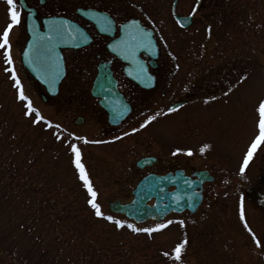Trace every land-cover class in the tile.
Masks as SVG:
<instances>
[{
  "label": "rangeland",
  "instance_id": "obj_1",
  "mask_svg": "<svg viewBox=\"0 0 264 264\" xmlns=\"http://www.w3.org/2000/svg\"><path fill=\"white\" fill-rule=\"evenodd\" d=\"M173 1L137 0L158 19L176 61L171 88L157 97L163 107L136 108L117 128L106 125L87 94L84 104L79 97L72 103L65 95L47 104L23 81L25 95L44 118L31 123L35 114L24 115L27 101L18 99L0 50V264H177L170 258L172 249L185 237L189 244L183 264H264V143L245 174L239 172L242 156L258 133L253 108L264 96V0H226L237 8L222 16L212 10L219 0H204V11L187 30L171 16ZM197 1L178 0L177 14H193ZM8 22L7 4L0 0V34ZM17 36L18 31L15 43ZM192 79L203 83L197 97L162 115L167 106L185 98ZM143 110L147 114L140 115ZM75 111L86 118L85 124H75ZM154 115L155 120L132 133ZM70 144L81 151L105 215L138 228L173 223L149 236L96 217L72 163ZM204 144L210 147L201 152ZM150 156L159 162L144 170L136 167L138 160ZM174 168L207 170L215 178L204 185L196 214L136 224L110 211V202L132 201L146 174ZM241 197L245 221L261 241L259 248L240 219ZM166 251L169 257L163 255Z\"/></svg>",
  "mask_w": 264,
  "mask_h": 264
},
{
  "label": "flooded vegetation",
  "instance_id": "obj_2",
  "mask_svg": "<svg viewBox=\"0 0 264 264\" xmlns=\"http://www.w3.org/2000/svg\"><path fill=\"white\" fill-rule=\"evenodd\" d=\"M24 3L27 10L21 8L18 3L21 23L10 33L13 64L7 65L14 68L24 94H26L24 84L26 81L30 83L32 91L47 104H51L63 95L69 98L70 102L74 101V97H79V103H83L88 96V100L97 104L104 114L106 125L109 126L107 113L100 107L99 100L92 95V89L99 76L103 78L110 76L116 81L118 91L132 109L131 115L122 125L128 122L136 108L145 109L149 104H153L157 110L163 107L158 98L167 93L173 84V65L176 61L156 24L158 19L156 17L153 19L147 10L138 5L137 0H24ZM203 8L204 5L200 3L194 16L201 13ZM162 10L163 7L160 8L161 14ZM165 16L169 17L168 14ZM171 16L174 18L173 3ZM54 17L66 19L73 24L70 33L65 35L66 38L72 39V45L59 48L62 68L54 73H47L31 62V59L36 58L37 51L26 49L31 35L39 40L53 39V34L47 33L49 26L44 25L43 21ZM29 19L33 24H29ZM17 31L18 38L15 43L13 37ZM143 36L147 42H154L155 47L150 43L144 51H140L136 46V40L139 41ZM55 50V46H51L46 50L38 51L39 59L45 58L44 54L52 56ZM61 71L64 72L63 79L57 96L53 98L50 96L49 87L39 83L37 77L57 79ZM134 77H138L139 81H135ZM198 85L196 79H192L185 98L178 102H184L183 106L191 103L197 97L198 91L202 90L203 83L200 82V87ZM169 106L161 111L162 115L173 113L169 112ZM147 112L148 110H143L140 115H145ZM74 116L75 123L82 120L80 125L85 124L84 116L78 115L77 111L74 112ZM158 162L157 159L154 165ZM177 170L184 169L174 168L148 174L162 176ZM184 171L190 176L198 170ZM173 189L174 187L170 188Z\"/></svg>",
  "mask_w": 264,
  "mask_h": 264
},
{
  "label": "water",
  "instance_id": "obj_3",
  "mask_svg": "<svg viewBox=\"0 0 264 264\" xmlns=\"http://www.w3.org/2000/svg\"><path fill=\"white\" fill-rule=\"evenodd\" d=\"M21 3L23 4L22 0ZM177 0L174 3V14ZM176 21L179 20L188 28L192 24V17H179L175 14ZM45 24L49 26V34H53V40L50 41H35L31 40L29 47L46 48L55 46L56 50L51 56L46 55L42 62L38 59H32L41 70L47 73H54L62 68V61L59 53V48L70 47L71 39L65 38L70 27L73 25L60 18L48 19ZM180 26V24H178ZM181 27V26H180ZM68 28V29H67ZM70 28V29H69ZM58 36L62 38L59 39ZM155 46L154 42H147L144 36L138 41L136 46L140 51H144L149 45ZM82 45V44H80ZM141 47V48H140ZM139 52L136 53L138 55ZM40 64V65H39ZM62 73V72H61ZM59 73L57 79L38 78L40 83L47 85L51 89V95H57V90L61 83L63 74ZM139 81V78H133ZM93 96L100 99L99 104L105 109L109 115V124L119 126L131 113V107L126 103L124 97L117 89L116 81L111 78H103L99 76L94 82ZM182 104H176L170 108H177ZM82 120H78L76 124H81ZM155 158H144L137 162L136 166L140 169L146 166H151ZM195 179L186 176L183 171H177L175 174H167L165 176L148 175L146 176L133 191L134 199L130 203L122 204L119 200L109 203V209L114 214L124 215L127 219L135 221L137 224L146 223L149 221H162L172 213L181 214L189 211L190 214H195L203 201V184L213 182L214 177L206 170L197 171L193 174ZM185 180L190 181V184H185ZM175 187L173 191L169 189ZM179 197V199H177ZM154 200V203H149Z\"/></svg>",
  "mask_w": 264,
  "mask_h": 264
},
{
  "label": "snow or ice",
  "instance_id": "obj_4",
  "mask_svg": "<svg viewBox=\"0 0 264 264\" xmlns=\"http://www.w3.org/2000/svg\"><path fill=\"white\" fill-rule=\"evenodd\" d=\"M7 4V16L9 22L5 26L2 34H0V50L3 51V55L5 57V63L6 65H12L13 64V59H12V54H11V43H10V33L12 29L20 25L21 23V11L18 8V0H6ZM177 23L180 24L181 27L184 25L177 20ZM209 34H210V28H209ZM145 35H147L145 33ZM4 71L9 73L11 76L12 81H14V87L18 90V99L20 101H27L26 104V111L24 112L25 116H33L35 114V119L31 120V123L33 124H39L41 121H43V117L40 116L37 112L36 109L32 106V101L24 94L23 88L21 87V82L18 79L14 68L12 67H5ZM254 113L257 117L256 119V127L258 130V133L255 135L253 140L250 142L247 150L242 156L241 164L239 167V172L240 174H245L246 169H248L250 162L253 160L254 154L257 152L258 147L264 143V96L259 97L257 99L256 104L254 105ZM176 111L175 108H169V112H174ZM155 116L148 117L143 123L140 124L139 128H133L132 133H136L140 131V129L145 128L148 124H150L153 120H155ZM48 127L51 128L53 125L48 124ZM56 128H59V125H55ZM131 133H124V136H128ZM55 138L57 140L61 139V136L59 134L55 135ZM77 139H80V137H77ZM116 139H121V137H116ZM85 143H104V141H88L85 140ZM210 145L204 144L203 147L200 149L201 152H204L206 149H208ZM70 151L74 154V160L72 163L75 166V169L77 170L79 174V180L83 182V187L86 189L87 195L89 199H87V204L91 206V209L94 210V215L98 218H101L103 220H106L108 222H111L114 224L117 228H124L127 227L132 230L134 233H144L149 236L152 235L154 232H158L164 228H166L169 224H172L173 221L169 220L167 221V224H159L155 228H138L135 227L132 224H127L121 220L114 219L113 216L111 215H105L101 211V207L99 203H97V192L94 190L92 182L89 178V175L86 171L85 165L82 163V155L80 149L75 145V144H70L69 145ZM179 150H177L178 152ZM177 153H173L175 155ZM189 156L192 155L191 151H188L187 153ZM190 181L185 180V184H190ZM179 199V197H177ZM240 219L242 221H245V212H244V207H243V197H241V203H240ZM181 226H183V221L179 222ZM244 228L249 232V234L252 236V240L254 244L256 245L257 248L261 247V241L257 238L256 234L252 231V229L249 227L248 223L245 221L244 223ZM189 244L188 239L185 237L182 239L179 243H177L174 248L172 249V255L171 259L177 262V264H183V255L186 252V248ZM163 255L165 257H169L170 254L169 252H164Z\"/></svg>",
  "mask_w": 264,
  "mask_h": 264
},
{
  "label": "trees",
  "instance_id": "obj_5",
  "mask_svg": "<svg viewBox=\"0 0 264 264\" xmlns=\"http://www.w3.org/2000/svg\"><path fill=\"white\" fill-rule=\"evenodd\" d=\"M219 5H217V6H214V7H216L217 9H212L214 12H217L218 14H219V16L221 15H225V14H232V10L235 8H237V7H233L232 5H231V2L230 1H227L226 2V0H219ZM242 7V9H245V7H243V6H239V8H241ZM234 18L232 17V19L231 20H233ZM239 57V56H238ZM240 58V57H239ZM240 61H241V58H240Z\"/></svg>",
  "mask_w": 264,
  "mask_h": 264
}]
</instances>
